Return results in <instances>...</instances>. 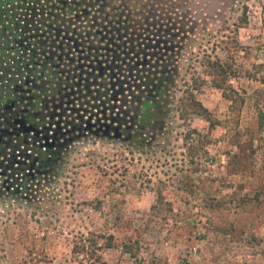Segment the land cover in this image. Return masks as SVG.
<instances>
[{"label": "rangeland", "instance_id": "rangeland-1", "mask_svg": "<svg viewBox=\"0 0 264 264\" xmlns=\"http://www.w3.org/2000/svg\"><path fill=\"white\" fill-rule=\"evenodd\" d=\"M109 7L129 19L141 68L176 56L164 134L84 138L33 200L0 199V264H264V0Z\"/></svg>", "mask_w": 264, "mask_h": 264}, {"label": "flooded vegetation", "instance_id": "flooded-vegetation-1", "mask_svg": "<svg viewBox=\"0 0 264 264\" xmlns=\"http://www.w3.org/2000/svg\"><path fill=\"white\" fill-rule=\"evenodd\" d=\"M4 1L0 199L33 200L84 138L142 145L164 134L177 59L141 68L140 51L125 52L135 41L128 18L115 22L124 10L107 11L109 0Z\"/></svg>", "mask_w": 264, "mask_h": 264}, {"label": "trees", "instance_id": "trees-1", "mask_svg": "<svg viewBox=\"0 0 264 264\" xmlns=\"http://www.w3.org/2000/svg\"><path fill=\"white\" fill-rule=\"evenodd\" d=\"M30 1H33V0H30ZM33 2H35V4H38L37 0H34ZM3 3L11 5L12 7H15L17 4H19V0H5ZM32 8H35V7L32 6ZM10 22H11V24H13L12 21H10ZM208 68H209L210 74H216L218 76L217 77L218 81L221 80L222 78H224L225 77L224 75L227 73L225 67L222 66V63L218 59H216L214 61H209L208 62ZM219 76H221V77H219ZM215 85L217 87H221L220 84H215ZM231 91L233 92V90L230 89V92ZM223 95L227 99L232 100V102L233 101L235 102L236 97L233 96L232 94L227 93L225 90H223ZM238 99H240V101H242V98L238 97ZM234 106L237 109L238 106H236L235 104H234ZM234 106H231V107L233 108ZM188 107L191 109V111L193 113L198 114V115H202L209 122L210 126H214L216 124L215 123L216 120H215V118L212 117L211 111L207 107H205L200 101L196 100L195 97H193V95H191L189 98ZM181 115H182V117H184V113H182Z\"/></svg>", "mask_w": 264, "mask_h": 264}, {"label": "water", "instance_id": "water-1", "mask_svg": "<svg viewBox=\"0 0 264 264\" xmlns=\"http://www.w3.org/2000/svg\"><path fill=\"white\" fill-rule=\"evenodd\" d=\"M86 125H87V123H86ZM91 125H95L94 123H91ZM88 127V126H87ZM87 127H84V129H86Z\"/></svg>", "mask_w": 264, "mask_h": 264}]
</instances>
